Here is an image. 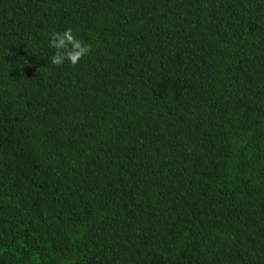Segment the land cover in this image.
<instances>
[{
    "label": "trees",
    "instance_id": "obj_1",
    "mask_svg": "<svg viewBox=\"0 0 264 264\" xmlns=\"http://www.w3.org/2000/svg\"><path fill=\"white\" fill-rule=\"evenodd\" d=\"M0 264H264V0H0Z\"/></svg>",
    "mask_w": 264,
    "mask_h": 264
},
{
    "label": "clouds",
    "instance_id": "obj_2",
    "mask_svg": "<svg viewBox=\"0 0 264 264\" xmlns=\"http://www.w3.org/2000/svg\"><path fill=\"white\" fill-rule=\"evenodd\" d=\"M48 46L55 50L50 59L56 66H62L66 62L75 66L91 52V46L74 35L72 28L53 31Z\"/></svg>",
    "mask_w": 264,
    "mask_h": 264
}]
</instances>
